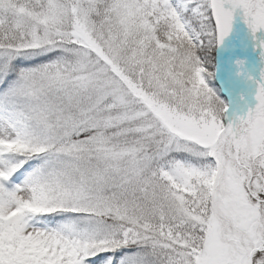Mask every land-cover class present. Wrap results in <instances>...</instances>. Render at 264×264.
<instances>
[{
    "label": "snow or ice",
    "instance_id": "obj_1",
    "mask_svg": "<svg viewBox=\"0 0 264 264\" xmlns=\"http://www.w3.org/2000/svg\"><path fill=\"white\" fill-rule=\"evenodd\" d=\"M0 264H264V0H0Z\"/></svg>",
    "mask_w": 264,
    "mask_h": 264
},
{
    "label": "rangeland",
    "instance_id": "obj_2",
    "mask_svg": "<svg viewBox=\"0 0 264 264\" xmlns=\"http://www.w3.org/2000/svg\"><path fill=\"white\" fill-rule=\"evenodd\" d=\"M235 28L237 31H239L241 33V35H243V29H242V21L240 19V17L238 16L237 17V23L235 25ZM233 39H235V37H233ZM231 43V41H230ZM223 98L226 100V101H230L231 100V97L228 96L227 92L224 93V96Z\"/></svg>",
    "mask_w": 264,
    "mask_h": 264
}]
</instances>
